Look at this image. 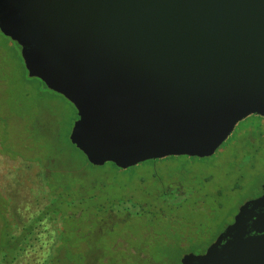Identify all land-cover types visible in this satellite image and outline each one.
I'll list each match as a JSON object with an SVG mask.
<instances>
[{
  "label": "water",
  "instance_id": "water-1",
  "mask_svg": "<svg viewBox=\"0 0 264 264\" xmlns=\"http://www.w3.org/2000/svg\"><path fill=\"white\" fill-rule=\"evenodd\" d=\"M0 31L74 106L69 141L95 166L210 156L264 117V0H0ZM179 264H264V187Z\"/></svg>",
  "mask_w": 264,
  "mask_h": 264
},
{
  "label": "rangeland",
  "instance_id": "rangeland-1",
  "mask_svg": "<svg viewBox=\"0 0 264 264\" xmlns=\"http://www.w3.org/2000/svg\"><path fill=\"white\" fill-rule=\"evenodd\" d=\"M0 50L2 241L10 231V226L4 227L7 222L29 220L47 201L39 168H27L21 159L44 155L45 139L67 137L76 118L70 102L59 95L46 101L45 93L52 92L35 79L30 83L20 48L11 39L0 35ZM257 124L264 127V117L251 114L240 120L210 156H167L125 173L109 163L89 164L70 141H60L48 173L52 184L82 197L78 210L84 211L77 222L88 230L82 256H90V264H179L184 253L205 251L232 222L238 206L263 190L264 132ZM249 125L256 126L246 131ZM123 197L139 206L130 208L137 214L97 210ZM58 226L55 220H43L38 241L18 264H45Z\"/></svg>",
  "mask_w": 264,
  "mask_h": 264
},
{
  "label": "trees",
  "instance_id": "trees-1",
  "mask_svg": "<svg viewBox=\"0 0 264 264\" xmlns=\"http://www.w3.org/2000/svg\"><path fill=\"white\" fill-rule=\"evenodd\" d=\"M0 35L5 38H9L4 36L1 31ZM13 42L19 47V45L15 41ZM1 47H4V45H1ZM20 60L22 61L21 57ZM22 65L25 73H27L23 61ZM34 79L39 81L44 88L51 91L52 93H55H45L46 101H52V99H55L54 97H56V95H59L60 97L65 99L62 95L48 89L46 85L36 77H30L31 82H29L32 83V80ZM48 94L50 96H48ZM65 100L69 102L67 99ZM74 111V117L77 118L76 109H74ZM62 140H67L66 142H69L68 136L65 138H56L52 140L51 138H49L48 140L45 139L47 144L45 143L46 151L44 152V155L32 154L30 155V157L32 158H20L25 162L27 168H31L33 166H37V168H39L37 177L40 179L43 186L46 187V192L48 193L47 201H45L36 215H33L29 220H21L19 225L17 223L11 225L8 222L7 224H5L4 227L10 226V231L6 230L4 232V235H2L1 237L2 241H0V264H18L20 259L25 256L27 250L30 249L36 241H38L39 232L37 231V229L41 222L45 219L55 220L59 222V226L54 230L53 246L51 247L52 249L45 259V264H90V256H82L84 252L82 250L86 245L87 240V233L85 231L88 230L82 229V227H80V224L77 222V219L81 217V214L84 211V207L81 208L82 210H78V204L83 202V200H81L82 197L79 194L78 198H76L75 195L77 194L73 191V189L61 187L56 183L52 184L49 178V168H51V165H55V156L60 150V141L62 143ZM71 145L75 150L79 151L73 144ZM79 152L81 153V151ZM16 156L20 157L19 155H14L13 158H15ZM157 160L160 159H150L138 164L154 165ZM109 164L124 173L129 170L132 171L136 166L135 165L126 169H121L113 163ZM65 190L66 193H64ZM165 194L167 195V193ZM132 196H134L133 193L131 197ZM89 199H92L90 195ZM136 207L139 209V206L136 203L130 202L129 198L126 199L123 197L115 201L107 202L106 206L105 204H103V206H98L97 210H105L106 212L112 214L118 211H127V213H129L130 211V213L134 212V214H137L138 210L130 209ZM13 226L18 227V230L12 231L11 229L13 228Z\"/></svg>",
  "mask_w": 264,
  "mask_h": 264
},
{
  "label": "flooded vegetation",
  "instance_id": "flooded-vegetation-1",
  "mask_svg": "<svg viewBox=\"0 0 264 264\" xmlns=\"http://www.w3.org/2000/svg\"><path fill=\"white\" fill-rule=\"evenodd\" d=\"M256 126V125H249V126H247L245 129H246V131H251V130H253V128ZM257 128H258V131H261V133H263L264 132V127H263V125H260V124H257ZM261 146V145H260ZM263 193V190L258 194V195H256L255 197H258V196H260L261 194ZM255 197H252V198H255ZM252 198H249V199H252ZM249 199H247V200H249ZM246 200V201H247ZM245 202V201H244ZM244 202H242L241 204H243ZM241 206V205H240ZM240 206H238V209H239V207ZM238 209H237V211H236V213L238 212ZM236 213L233 215V218H232V222H233V220H234V217H235V215H236ZM204 252V251H203Z\"/></svg>",
  "mask_w": 264,
  "mask_h": 264
}]
</instances>
